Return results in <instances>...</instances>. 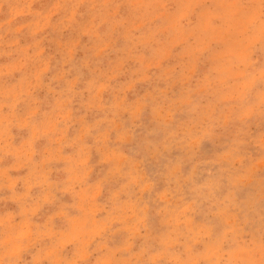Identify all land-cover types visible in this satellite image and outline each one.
Masks as SVG:
<instances>
[{
    "label": "clouds",
    "instance_id": "1",
    "mask_svg": "<svg viewBox=\"0 0 264 264\" xmlns=\"http://www.w3.org/2000/svg\"><path fill=\"white\" fill-rule=\"evenodd\" d=\"M40 3L0 0L55 45L0 86V264H264V0Z\"/></svg>",
    "mask_w": 264,
    "mask_h": 264
},
{
    "label": "rangeland",
    "instance_id": "2",
    "mask_svg": "<svg viewBox=\"0 0 264 264\" xmlns=\"http://www.w3.org/2000/svg\"><path fill=\"white\" fill-rule=\"evenodd\" d=\"M27 2L31 3L32 0H27ZM49 2L50 0H41L40 4H34L33 6L38 8L47 7ZM26 22V17H19L15 20H12L6 9L0 10V86L5 84L8 86H14L16 83H18L21 73L16 72L15 69L19 68L21 63L26 61L29 57H32L34 60L36 58H44L48 51H55V45H50L48 49L44 47L46 38H36L40 36V34L45 30V26L37 25L36 30L31 33L30 36L24 35ZM182 22L189 26L190 31L187 36L174 41V45L177 48L186 47L188 45L189 39L192 40L193 47L199 46L201 41L205 42L207 45H214L218 48L222 47L223 41L220 39V36L224 33V27L223 25L216 23V17L209 16L205 19L203 27L207 33L206 36L201 35L199 31L191 29V25L198 23V17L196 14L183 18ZM5 25L11 26L14 31L11 33H5L3 30ZM197 37H199V39H197ZM58 46L63 47V44H58ZM232 46L234 49H236L233 54L238 59L243 58L244 51L241 47L239 38H236L232 41ZM168 55H172L171 50H169ZM50 60L51 57H48L47 59H42L38 64H29L28 67L23 70L24 75H30L31 72L37 67H39L41 70H46ZM60 75L62 76V73ZM192 75H196L195 70H193ZM3 101L4 97L0 95V123H2L6 118L4 113L5 105ZM42 143L43 141H41V144ZM204 147L207 150L210 146L206 144ZM8 208L14 209L15 205L9 204ZM49 211L50 209H45L44 212L41 213L40 218L46 216ZM77 223V221H73L74 226ZM74 235V233H70L63 238L64 243L66 244L64 252L65 256H71L73 253V249L76 244ZM41 264H58V261L46 259L42 260ZM88 264H94V257L88 258Z\"/></svg>",
    "mask_w": 264,
    "mask_h": 264
}]
</instances>
